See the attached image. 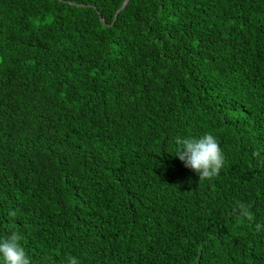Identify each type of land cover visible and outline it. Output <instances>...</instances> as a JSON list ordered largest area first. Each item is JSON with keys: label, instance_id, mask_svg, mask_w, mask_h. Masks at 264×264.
Wrapping results in <instances>:
<instances>
[{"label": "trees", "instance_id": "16d2710c", "mask_svg": "<svg viewBox=\"0 0 264 264\" xmlns=\"http://www.w3.org/2000/svg\"><path fill=\"white\" fill-rule=\"evenodd\" d=\"M123 1L0 0V239L30 264H264V0ZM205 133L224 162L199 181L174 140Z\"/></svg>", "mask_w": 264, "mask_h": 264}, {"label": "clouds", "instance_id": "9594fccd", "mask_svg": "<svg viewBox=\"0 0 264 264\" xmlns=\"http://www.w3.org/2000/svg\"><path fill=\"white\" fill-rule=\"evenodd\" d=\"M176 148L174 155L184 163L186 168L194 171L199 181L211 179L218 174L223 166L224 156L218 141L211 133L200 137H175ZM9 215L16 216L15 211ZM244 215L252 219L246 210ZM259 228V225H257ZM22 235L18 231H11L5 238L0 239V257L4 264H30V260L21 245ZM69 264H78L76 257H69Z\"/></svg>", "mask_w": 264, "mask_h": 264}, {"label": "water", "instance_id": "95a60500", "mask_svg": "<svg viewBox=\"0 0 264 264\" xmlns=\"http://www.w3.org/2000/svg\"><path fill=\"white\" fill-rule=\"evenodd\" d=\"M128 2V0H124L123 3L121 4V6L117 9L116 13H115V17L117 16L118 12L126 5V3ZM101 21L103 24H105V20L103 18H101Z\"/></svg>", "mask_w": 264, "mask_h": 264}]
</instances>
